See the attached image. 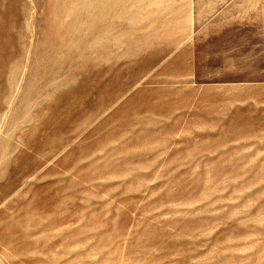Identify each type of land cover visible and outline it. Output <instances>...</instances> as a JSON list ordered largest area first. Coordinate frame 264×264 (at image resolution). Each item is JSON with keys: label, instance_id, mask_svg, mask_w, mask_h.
<instances>
[{"label": "rangeland", "instance_id": "obj_1", "mask_svg": "<svg viewBox=\"0 0 264 264\" xmlns=\"http://www.w3.org/2000/svg\"><path fill=\"white\" fill-rule=\"evenodd\" d=\"M1 2L46 58L0 74V264H264V0ZM242 26L247 58L152 64Z\"/></svg>", "mask_w": 264, "mask_h": 264}, {"label": "crops", "instance_id": "obj_2", "mask_svg": "<svg viewBox=\"0 0 264 264\" xmlns=\"http://www.w3.org/2000/svg\"><path fill=\"white\" fill-rule=\"evenodd\" d=\"M130 1V0H129ZM162 0H137L136 3H139L141 6H144V3H154L158 5ZM146 5V4H145ZM146 7V6H145ZM8 9V8H7ZM5 9L0 0V13ZM176 15L184 16L188 15L187 11L177 10ZM5 27L10 28V23L8 21H1L0 28L4 29ZM179 40L176 44L164 45L160 50L162 51L163 60L159 62H154L152 64L160 65L164 64H187L193 66V71L196 68V64L202 62H211V61H225L228 60H242L247 58V52L250 50L247 46L248 41H250L251 34L248 32L245 26L241 28H233L225 30L222 34L213 32L212 30H207L206 28L202 29H179ZM106 36L105 33L100 32L99 37ZM89 37V36H86ZM218 39L219 41L213 40ZM19 41H27V39H18ZM116 42H119L118 39H115ZM86 44H91V41H87ZM101 46H106V41L103 39L100 40ZM12 39L11 38H2L0 39V74L4 75H13V73H27L32 71L33 68H29V63L36 62L39 66V63H44L46 55L35 54V55H16L12 54ZM102 55L108 56L107 52L102 51ZM231 54V58H223L224 55ZM244 54V55H243ZM51 60L55 61H69L72 63V54L65 53L61 51L59 53H54L49 56ZM247 81V80H246ZM255 85V83H250V81L243 82L240 85L250 86ZM253 85V86H254ZM264 86V83H262ZM240 107V106H238ZM243 107V106H242ZM239 109V108H237ZM41 259L34 260L33 264H40ZM22 264L26 263V260L22 261Z\"/></svg>", "mask_w": 264, "mask_h": 264}]
</instances>
